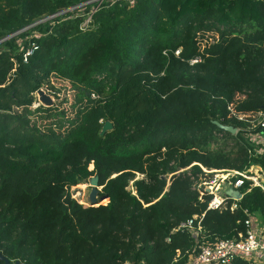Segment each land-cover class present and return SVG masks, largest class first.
<instances>
[{"label": "trees", "instance_id": "1", "mask_svg": "<svg viewBox=\"0 0 264 264\" xmlns=\"http://www.w3.org/2000/svg\"><path fill=\"white\" fill-rule=\"evenodd\" d=\"M89 1L0 0V97L27 78L31 92L53 78L74 90L68 111L58 97L31 109L28 93L23 112L0 99V253L25 264H191L201 245L246 233L247 218L264 223V191L250 181L222 209L194 188L203 167L264 169L251 138L264 133L254 126L264 0L106 3L85 24ZM101 118L114 124L104 135ZM91 177L107 204L73 197ZM195 215L201 230H176Z\"/></svg>", "mask_w": 264, "mask_h": 264}, {"label": "built area", "instance_id": "2", "mask_svg": "<svg viewBox=\"0 0 264 264\" xmlns=\"http://www.w3.org/2000/svg\"><path fill=\"white\" fill-rule=\"evenodd\" d=\"M96 2L98 6L93 8L88 23L93 14L96 13L104 4L127 3L130 6H135L138 0H91L88 3ZM89 15V16H90ZM180 51H177L179 53ZM32 53L30 48L25 54V61H28V54ZM198 61L192 60V63ZM40 97V95H39ZM41 102V101H40ZM36 103V106L42 104ZM261 126L264 129V113H259L254 126ZM238 129H236V132ZM252 140L257 138L256 152L264 154V133L252 134ZM206 177L196 179L194 188L200 193L199 198L204 200L205 195H211L209 200V209H222L225 207L229 198L239 200L228 193L229 190H239L245 184V181H250V187H260L264 191V169L258 165H251L248 169L240 171L236 169H207L203 167ZM249 187V190H250ZM241 192V191H240ZM242 194V193H241ZM243 195V194H242ZM234 204L232 208L236 207ZM250 215V214H249ZM201 230V218L195 215L193 218L182 222L176 230L193 231L196 228ZM247 227L246 233H239L237 237L231 239H217L213 243H207L200 246L198 254L191 258V264H230L238 257L253 260L254 262L264 264V224L260 222V227L253 226L251 217L245 220ZM197 230V231H198ZM193 262V263H192Z\"/></svg>", "mask_w": 264, "mask_h": 264}, {"label": "rangeland", "instance_id": "3", "mask_svg": "<svg viewBox=\"0 0 264 264\" xmlns=\"http://www.w3.org/2000/svg\"><path fill=\"white\" fill-rule=\"evenodd\" d=\"M97 6H98V4L95 5L93 8H96ZM93 8H92V10H93ZM71 10H73V9H71ZM89 15L87 16V20L89 19V17L92 16V14L90 16ZM211 37L212 36H210L209 38L205 37V40H203V43H205L207 39L212 41L213 38H211ZM32 84H33V80L29 79V78L19 80V82L16 85L9 86L10 84L9 85L7 84L6 85L7 88L2 91L0 99L4 103L9 105L11 108H13L15 110L19 108L20 109L19 111H21V110H23L22 104L24 105V103H26V97L28 96V93H32V94H34L36 100H35L34 104L31 106V109H35L37 107L36 103L40 102V97H39L38 91L40 89H43L48 95H50L53 98L54 103L56 102V98L58 97L60 99L59 101H57L58 105L61 106V108H64L65 110L67 109V111H68V109H70L69 103H70V101H73V99H74V95H73L74 90L69 88L72 86V84L70 82H68V81H56V79L53 78L51 81H49V80L45 81L43 88H40L39 90H37L35 92H31ZM55 95H57V96H55ZM42 104L47 106L46 103L42 102ZM147 106H148L147 103L144 101L140 103V107H141L142 112H144L146 110ZM21 112H23V111H21ZM145 113H146V111H145ZM28 120L31 122L33 120L35 121V116L32 118L28 117ZM44 120L45 119L42 120V118L37 119V117H36V121L38 124H42L44 122ZM108 121L111 122L113 127H114L112 120H109L106 118H101L99 120V124L101 125L100 126L101 132L104 128V125ZM220 127H226V126L220 124ZM235 132H236V129H235ZM235 132H233V133H235ZM256 141H257V138L254 137V140H253L254 144H256ZM90 168L93 169L94 165L91 164ZM95 179H96L95 177H91L90 179H88L86 181H82L78 185L73 186L71 188V193L73 194V197L76 198L80 203H82L86 206L91 205L90 194L92 192V189L94 188ZM99 189L102 190V186H99ZM105 200H106V198L103 199L102 201H100V203L107 204L109 202V200H107V201H105ZM104 202H107V203H104Z\"/></svg>", "mask_w": 264, "mask_h": 264}, {"label": "water", "instance_id": "4", "mask_svg": "<svg viewBox=\"0 0 264 264\" xmlns=\"http://www.w3.org/2000/svg\"><path fill=\"white\" fill-rule=\"evenodd\" d=\"M38 94L40 95V101H42L43 103H46L47 106H51L54 104L53 102V98L48 95L43 89H40L38 91ZM113 129V125L111 122H106V124L104 125V128L102 130V135L105 134V132L112 130ZM228 129L232 130L233 132H235V129L233 128H229ZM95 181H94V188L92 189V192L90 194V201L91 204H97L99 201H102L105 198L109 199V195L105 194V195H101V189H99V179L98 177H95ZM228 193L230 195H233L235 198L240 199L242 198V194L239 190H229ZM100 196V197H99ZM0 259L3 260L6 264H25L24 262H22L21 260H16V261H12L9 258H7L6 256H4L2 253H0Z\"/></svg>", "mask_w": 264, "mask_h": 264}, {"label": "crops", "instance_id": "5", "mask_svg": "<svg viewBox=\"0 0 264 264\" xmlns=\"http://www.w3.org/2000/svg\"><path fill=\"white\" fill-rule=\"evenodd\" d=\"M260 220L258 219L257 223H254L253 226L256 227V228H259L260 227ZM264 224V223H263ZM264 226V225H263Z\"/></svg>", "mask_w": 264, "mask_h": 264}]
</instances>
